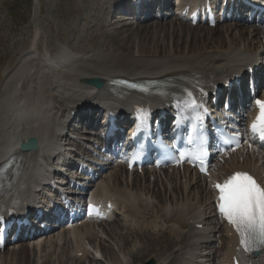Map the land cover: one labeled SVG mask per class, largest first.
<instances>
[{"label": "bare ground", "instance_id": "obj_1", "mask_svg": "<svg viewBox=\"0 0 264 264\" xmlns=\"http://www.w3.org/2000/svg\"><path fill=\"white\" fill-rule=\"evenodd\" d=\"M108 1H98L102 5L100 12H104L103 4ZM76 13L78 17H89L87 10L78 8ZM171 18L175 21L171 25L167 21L159 22L149 28L135 27L129 33L128 28L123 29L126 37L121 39L117 26L114 30L110 27L100 33L91 32L75 42L74 51L59 49L39 56L30 52L23 55L0 85V158L11 150L7 143L13 144L17 136L19 139L28 135L44 136L49 147L56 141L60 127L71 120V114L83 113L89 105L103 102L119 109L129 105L128 96L119 99L106 89L91 93V87L84 83L86 79L155 78L187 86L200 95L211 94L217 87H227L230 80L242 79L255 66L250 54L263 42L264 29L238 27L235 23L222 24L219 31L217 27H197V24L194 29L178 16L171 15ZM95 25L96 22L87 19L82 28L87 30ZM124 25L127 23H122L121 28ZM247 34L254 36L257 47H250ZM134 39L139 40L137 45L130 42ZM261 47L260 57L264 55V45ZM249 109L251 112L252 107ZM25 114L30 117L22 118ZM41 149L46 148L40 146L39 152ZM38 150L17 157L22 174L13 190L0 197V211L9 206H23V201L33 195V187L41 182L44 172ZM46 151L40 155L42 159L52 147ZM238 151L237 156L231 155L214 170L216 177L240 171L252 174L264 186V152L257 147L250 154L245 147ZM103 177L91 185V192L113 201L119 213L115 216L116 224L100 223L101 227L97 225L96 230L92 221H85L69 230H60L56 237L50 235L43 243L39 240L34 245L31 243L32 246L23 243L4 251L0 254V264H34L37 255L40 264H67L62 257L72 251L82 252V257L74 258L80 264L89 254L84 247L85 240L102 253L105 264H147L149 260H155V264H194L197 260L201 264H235V260L239 264H264V249L255 256L245 255L229 227L219 224L210 230L206 219L217 220L212 210V189L205 178L193 180L188 170L183 169L165 171L164 180L149 171L143 175L128 174L120 164L111 166ZM198 224H203V228L197 229ZM210 236L218 240L213 253L209 246L212 241H208Z\"/></svg>", "mask_w": 264, "mask_h": 264}, {"label": "rangeland", "instance_id": "obj_2", "mask_svg": "<svg viewBox=\"0 0 264 264\" xmlns=\"http://www.w3.org/2000/svg\"><path fill=\"white\" fill-rule=\"evenodd\" d=\"M98 1L99 0H0V85L4 80L2 73L6 74L10 69H13L16 61L21 59L20 57L23 54L32 49L34 50L35 42L36 44L38 43L40 52H44L46 49L51 48L57 50L62 46H66L70 49V47H73L75 42L83 38V36H89L91 32L106 31L110 27V30H114L116 26L117 28L119 27V29L116 28V31L119 33V39H121L126 37V35L123 34V29L126 28H130L129 30L126 29L127 32H130L132 30L134 31L135 27L137 28L138 26H146V28H149V25L153 27L162 22H164L162 24H165L166 21L168 25L170 23L173 24V20H161L157 18H152L148 22H142L140 24L129 21L128 19L115 22L117 16L111 18L112 22L110 24V22H108L109 17L105 15L104 12H100L102 5H99ZM113 1L114 0H110V2L104 3L103 6H109ZM95 5L97 7H95ZM92 7H94V9H92ZM78 8L83 11H89V17H78L76 13ZM87 19H92L97 25L90 29L83 30L82 26L87 23ZM104 23H106L105 27L103 26ZM122 23H127V25L121 28ZM197 27L192 26L191 28L196 29ZM215 29L219 31L220 25ZM36 31L39 36H35ZM170 33L171 32H169V34ZM171 39L172 37L170 40ZM247 39L249 40V38ZM108 40H110V38H108ZM130 42L137 45L139 40L134 39ZM3 253L4 252H0L1 255H3ZM40 261L39 255L33 259L34 264H40ZM12 262H14V259ZM99 263L105 264L107 262L103 260L91 262L90 264ZM67 264L74 263L70 262Z\"/></svg>", "mask_w": 264, "mask_h": 264}, {"label": "snow or ice", "instance_id": "obj_3", "mask_svg": "<svg viewBox=\"0 0 264 264\" xmlns=\"http://www.w3.org/2000/svg\"><path fill=\"white\" fill-rule=\"evenodd\" d=\"M255 103L258 113L249 130L264 146V101L257 99ZM238 139V132L224 137L226 143L236 141L237 146ZM183 159L184 154L181 153L177 162ZM201 171H206V168L202 167ZM214 187L219 191V212L235 227L244 249H264V186L248 173L236 172L222 184L216 183Z\"/></svg>", "mask_w": 264, "mask_h": 264}]
</instances>
